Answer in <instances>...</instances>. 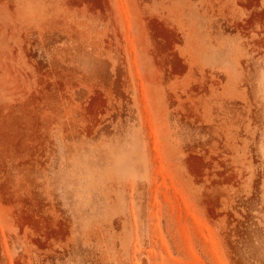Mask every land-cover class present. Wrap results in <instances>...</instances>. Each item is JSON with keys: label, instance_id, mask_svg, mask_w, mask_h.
<instances>
[{"label": "rangeland", "instance_id": "obj_1", "mask_svg": "<svg viewBox=\"0 0 264 264\" xmlns=\"http://www.w3.org/2000/svg\"><path fill=\"white\" fill-rule=\"evenodd\" d=\"M0 264H264V0H0Z\"/></svg>", "mask_w": 264, "mask_h": 264}]
</instances>
